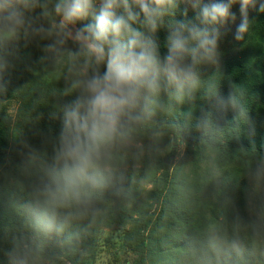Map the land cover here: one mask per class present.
<instances>
[{
	"label": "trees",
	"instance_id": "16d2710c",
	"mask_svg": "<svg viewBox=\"0 0 264 264\" xmlns=\"http://www.w3.org/2000/svg\"><path fill=\"white\" fill-rule=\"evenodd\" d=\"M193 16L189 11L188 18ZM177 19L183 16L178 14ZM250 20L248 32L234 43L232 53L223 52L219 42L220 59L216 64L202 66L201 87L191 98L177 102L171 97L179 106L170 115L161 120L147 117L134 125L136 131L147 136L164 133L151 149L161 171L153 203L159 204L170 188L173 163L182 141L210 151L216 159L213 164L229 166V179L247 186L238 187L242 193L238 214L233 221L229 213L224 215L227 231L218 241L201 232L199 224V229L195 228L194 212L189 211L194 224L184 231L179 264H216V257L221 259L219 264H264V242L258 239L259 234L264 235V226H256L252 218L247 222L249 209L264 207V195L248 186V178L255 180L257 170L264 174V14L250 12ZM156 38L163 45L166 31L160 30ZM28 66L14 71L4 87L0 83V88L18 103L11 124H2L6 120L0 118V264H28L11 253L5 234L8 225L14 239L33 253L38 246L28 237L29 230L42 237L48 249L57 248L49 238L64 228L63 220L56 217L64 200L54 201L50 191L53 171L59 167L62 109L76 98L78 90L73 88L74 80H61L39 69L37 60ZM162 99L163 96L159 105ZM169 142L170 151L164 156ZM87 192L81 201L85 209L118 203L119 207L104 218L116 217L121 222L130 219L123 203L135 204L136 199L128 183L108 177ZM163 204H169V198ZM155 214L147 210L135 220L138 246L134 264H149L150 229ZM87 221H99V217L91 216ZM229 243L236 244L226 248Z\"/></svg>",
	"mask_w": 264,
	"mask_h": 264
},
{
	"label": "clouds",
	"instance_id": "9594fccd",
	"mask_svg": "<svg viewBox=\"0 0 264 264\" xmlns=\"http://www.w3.org/2000/svg\"><path fill=\"white\" fill-rule=\"evenodd\" d=\"M236 4L234 38L240 41L250 12L264 14V0H0V31L31 27L49 41L46 53L69 55L79 68L78 95L62 109L51 199L80 200L98 187L109 146L149 117L162 93L177 102L193 96L202 66L220 59L221 28L236 22ZM36 7L41 11L30 16ZM162 29L163 45L156 38Z\"/></svg>",
	"mask_w": 264,
	"mask_h": 264
},
{
	"label": "rangeland",
	"instance_id": "374dc122",
	"mask_svg": "<svg viewBox=\"0 0 264 264\" xmlns=\"http://www.w3.org/2000/svg\"><path fill=\"white\" fill-rule=\"evenodd\" d=\"M40 11L36 7L29 15L35 17ZM232 11L237 15L236 22H229L221 28L220 49L228 54L232 53L231 48L237 41L234 37L240 22L239 4L234 5ZM41 23L46 24L44 21ZM47 43L49 41L34 36L28 26L15 33L0 31L1 86L4 87L5 83L11 81L14 71L28 69V64L35 60L39 69L48 71L61 80H74L79 71L76 62L69 55L59 58L49 55L44 51ZM69 51L75 52V46L70 44ZM161 96L162 103L149 116L152 120L163 119L170 115L175 106H179L167 93H162ZM17 108L18 103L10 97L9 92L0 88V118L6 120L2 124L12 123ZM163 136L164 133L149 136L140 134L132 126L124 136L109 146L102 157L100 183L108 177H115L119 182L128 183L135 196V204L123 203L130 215L128 221L121 222L116 217L104 218L119 207L118 203L87 210L81 204L82 199H67L60 202L61 210L56 213V217L63 220L64 228L56 232L53 238H49L55 242L59 251L52 246L45 249V241L32 230H29L28 237L37 244L38 250L34 253L27 251V245L21 246L9 233L11 225H8L5 234L11 253L28 264H134L138 246L135 220L147 210L156 212L150 229L151 243L147 255L149 264H179L184 231L190 230L189 227L194 224L190 210L195 215V228H200L201 232L209 234L212 239L220 240L221 233L227 231L224 215L229 213L230 221H233L238 214V202L242 197L238 187L242 183L239 182L238 185L229 179V166L213 164L216 159L210 151L204 152L196 145L191 147L182 141L173 163L170 188L159 204L153 203V193L161 171L151 149ZM169 151L170 142L164 149V156ZM257 172L255 180L248 178V186L255 187L264 195V174H260L259 170ZM242 187L244 189L247 186L242 184ZM167 198L169 204L164 205ZM96 215L99 221H87V218ZM251 218L256 226L263 227L264 207L249 209L247 222ZM258 239L264 242V235L259 234ZM235 244L229 243L226 248ZM226 248L224 247L225 250ZM220 261L219 257L215 258L216 264Z\"/></svg>",
	"mask_w": 264,
	"mask_h": 264
}]
</instances>
